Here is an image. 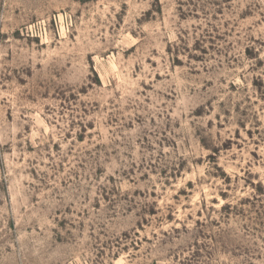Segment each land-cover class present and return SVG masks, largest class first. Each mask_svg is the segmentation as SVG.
Returning a JSON list of instances; mask_svg holds the SVG:
<instances>
[{
	"label": "rangeland",
	"instance_id": "obj_1",
	"mask_svg": "<svg viewBox=\"0 0 264 264\" xmlns=\"http://www.w3.org/2000/svg\"><path fill=\"white\" fill-rule=\"evenodd\" d=\"M0 264H264V0H0Z\"/></svg>",
	"mask_w": 264,
	"mask_h": 264
}]
</instances>
